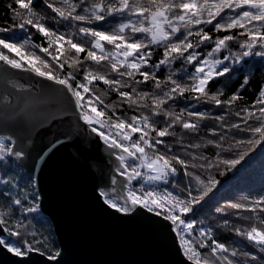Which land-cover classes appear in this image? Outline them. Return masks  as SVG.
I'll list each match as a JSON object with an SVG mask.
<instances>
[{"label":"snow or ice","instance_id":"snow-or-ice-1","mask_svg":"<svg viewBox=\"0 0 264 264\" xmlns=\"http://www.w3.org/2000/svg\"><path fill=\"white\" fill-rule=\"evenodd\" d=\"M3 7L0 248L66 264L38 169L79 145L103 157L86 168L100 209L142 218L180 264H264V0Z\"/></svg>","mask_w":264,"mask_h":264},{"label":"water","instance_id":"water-1","mask_svg":"<svg viewBox=\"0 0 264 264\" xmlns=\"http://www.w3.org/2000/svg\"><path fill=\"white\" fill-rule=\"evenodd\" d=\"M77 148L84 159L73 160V148L62 145L43 170L38 169L46 196L45 214L54 218L66 248V264H180L175 247L158 242L142 218L117 219L100 209L86 168L88 156L101 164L103 157L98 151ZM20 259L0 248V264H17ZM41 260L33 254L30 264H41Z\"/></svg>","mask_w":264,"mask_h":264},{"label":"trees","instance_id":"trees-1","mask_svg":"<svg viewBox=\"0 0 264 264\" xmlns=\"http://www.w3.org/2000/svg\"><path fill=\"white\" fill-rule=\"evenodd\" d=\"M5 0H0V21L5 19L4 12L6 9L3 7ZM261 79V75L258 72L253 80V88H250L246 93L249 100H251L253 93H254V86L259 82ZM260 179V168L259 163L255 164L252 169L249 170V173L239 182V187L243 188L246 187L249 183L253 181H259Z\"/></svg>","mask_w":264,"mask_h":264}]
</instances>
